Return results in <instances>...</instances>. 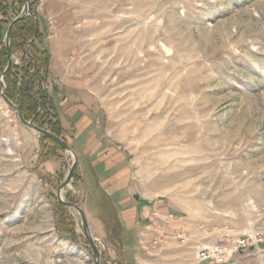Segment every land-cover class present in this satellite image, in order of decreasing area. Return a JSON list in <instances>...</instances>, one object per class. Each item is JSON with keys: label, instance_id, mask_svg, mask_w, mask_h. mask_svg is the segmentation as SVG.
Returning <instances> with one entry per match:
<instances>
[{"label": "rangeland", "instance_id": "rangeland-1", "mask_svg": "<svg viewBox=\"0 0 264 264\" xmlns=\"http://www.w3.org/2000/svg\"><path fill=\"white\" fill-rule=\"evenodd\" d=\"M30 1L38 18L45 2ZM63 1L82 31L78 53L109 137L131 161L137 195L174 207L198 236H222L215 243L264 229V0ZM7 3L12 21L25 3ZM24 54L12 53L11 63L21 65ZM4 79L3 71L0 90ZM16 126L25 125L0 94V264H94L76 209L64 205L78 239L56 229L59 187L52 184L55 199L43 206L28 194L31 176L16 175L6 130ZM76 186L64 199L84 209ZM236 256L238 264H264V242Z\"/></svg>", "mask_w": 264, "mask_h": 264}, {"label": "crops", "instance_id": "crops-1", "mask_svg": "<svg viewBox=\"0 0 264 264\" xmlns=\"http://www.w3.org/2000/svg\"><path fill=\"white\" fill-rule=\"evenodd\" d=\"M43 1L38 22L42 46L51 53L48 78L53 87L49 93L61 137L78 158L76 188L82 193L90 230L105 245L102 264H210L197 258L198 247L219 242L222 236L213 237L212 232L198 236L195 225L173 206L137 195L131 161L126 150L109 137L106 110L78 53L82 31L75 24L74 11L63 0ZM6 130L13 140L14 151L9 153L19 169L16 175L28 173L34 186L28 194L43 206L45 200L51 206L55 199L51 181L60 173L66 176L68 154L58 149L40 160L41 134L27 126ZM40 209L35 207L34 212ZM48 225L47 230L52 229Z\"/></svg>", "mask_w": 264, "mask_h": 264}, {"label": "trees", "instance_id": "trees-1", "mask_svg": "<svg viewBox=\"0 0 264 264\" xmlns=\"http://www.w3.org/2000/svg\"><path fill=\"white\" fill-rule=\"evenodd\" d=\"M13 3H16V0H13ZM12 8L13 5L8 4L7 0H0V72L4 71L5 94L16 104L25 119L34 120L38 126L61 136L62 127L59 120L56 119L52 97L42 87V83L49 74L51 53L48 48L42 46L43 33L40 30L37 14L33 8L28 16L15 23L11 33V52L15 53L19 49L25 51L21 65L11 63L8 69L4 70L9 62L8 49L3 43L6 31L4 29L12 22L7 17ZM41 140L40 160H45L50 155H54L56 150L62 149L56 141L48 136L41 135ZM64 176L65 172L60 173L57 181H51V177L47 176H44V178H49L54 183L55 188H58ZM74 180H77L76 170ZM69 201L75 203L72 199H69ZM55 207L56 217L60 214L58 217L60 220L56 222V229L64 233V236L76 241L78 238L74 228L66 224V219H69V217L64 204L57 200Z\"/></svg>", "mask_w": 264, "mask_h": 264}, {"label": "water", "instance_id": "water-1", "mask_svg": "<svg viewBox=\"0 0 264 264\" xmlns=\"http://www.w3.org/2000/svg\"><path fill=\"white\" fill-rule=\"evenodd\" d=\"M24 1V9L21 15H19L17 18L13 19L12 22L10 23L7 32H6V44H7V49H8V56H9V62H8V66L6 69H8V67L11 64V48H10V39H11V33L13 30V27L15 25V23L19 20L24 19L26 16H28L31 12H32V4L30 0H23ZM0 94L2 95V97L4 98V100L11 106L15 107V110L17 111V115L21 121L22 124H24L25 126L34 129L35 131H37L39 134L41 135H45L50 137L51 139H53L54 141H56L61 148L66 152V153H71L73 156V163L69 166L68 168V172L65 176V179L61 182V184L59 185L58 188V192H57V198L58 201L63 203L65 206L69 207V208H74L76 209L81 216V222H82V226H83V230L85 233L86 238L88 239L89 243L91 244V251H92V255L94 258V264H100L101 261V251L100 249H98V245L96 243V241L94 240V236L90 230L89 227V223H88V219L86 216V212L85 210L80 206L77 205L75 203L70 202L69 200L64 199L63 195V191L66 189V187H69L70 184H72L73 181V177H74V172L75 169L77 167V162H78V158L76 156V153L73 151L72 147L68 144V142L61 136L56 135L54 133H51V131H49L48 129H45L43 127L38 126L34 120H27L25 119L20 110L18 109V107L16 106L15 103H13L5 94V90H0Z\"/></svg>", "mask_w": 264, "mask_h": 264}, {"label": "built area", "instance_id": "built-area-1", "mask_svg": "<svg viewBox=\"0 0 264 264\" xmlns=\"http://www.w3.org/2000/svg\"><path fill=\"white\" fill-rule=\"evenodd\" d=\"M44 87L52 89L53 81L46 79ZM96 242L101 248L105 245L100 238L95 237ZM264 242V229L251 228L250 231L238 239H232L228 243H205L198 247L197 258L202 262L210 264H238L240 259L236 256L237 253L246 251L251 247H258Z\"/></svg>", "mask_w": 264, "mask_h": 264}, {"label": "bare ground", "instance_id": "bare-ground-1", "mask_svg": "<svg viewBox=\"0 0 264 264\" xmlns=\"http://www.w3.org/2000/svg\"><path fill=\"white\" fill-rule=\"evenodd\" d=\"M63 196V195H62ZM37 231V230H36ZM76 264H85L83 261H79Z\"/></svg>", "mask_w": 264, "mask_h": 264}]
</instances>
